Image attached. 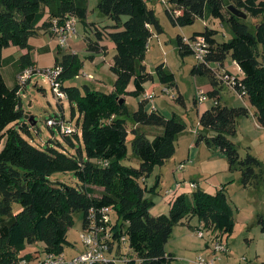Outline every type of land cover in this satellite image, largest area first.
Listing matches in <instances>:
<instances>
[{"label":"trees","instance_id":"1","mask_svg":"<svg viewBox=\"0 0 264 264\" xmlns=\"http://www.w3.org/2000/svg\"><path fill=\"white\" fill-rule=\"evenodd\" d=\"M88 2L0 0V145L3 143L0 147V264H19L23 258L33 260L45 253H64L66 246L73 245L67 234L74 223V213L83 212L84 226L93 206L113 207L116 254L126 249L120 242L121 233L127 235L129 248L135 252L127 264H170L172 253H168L165 246L174 227L192 217H197L213 238L227 241L234 232V221L226 186L214 195L196 187L191 195L180 194L173 199L168 213H150L155 202L147 194L156 192L160 182L158 180L150 187L147 178L157 166L164 165L175 155L177 138L186 130L187 124L177 113L167 117L157 109H147L150 102L145 96L147 83L157 77L165 86L176 85L175 74L164 63L156 67L155 74L148 71L145 64L150 38L155 32L164 31L148 0H99V10L114 23L105 27L90 23L95 37L86 38L87 51L88 58L93 60L95 54L108 52L103 41L109 39L114 44L116 53L110 67L115 75L112 91L105 92L88 83L81 87L65 83L80 74L84 61L77 52L64 51L59 45L55 65L63 67L60 74L62 88L68 94L72 116L79 114L77 121L81 127L80 131L70 135L63 134L73 146V137L80 142L77 152L55 146L41 147L23 135L22 132L30 133V128L28 124H22L26 114L20 94L22 87L19 84L11 87L6 82L2 72L3 50L11 45L27 49L28 52L20 57L22 71L34 67L31 54L34 46L30 44V38L42 30L52 34L53 21L57 19L62 23L68 14L76 15L88 24ZM167 2L166 13L175 26L195 24L199 18H204L209 8L211 15L227 22L231 28V38L224 41H219L216 38L218 30L208 25L191 35H202L209 44L208 63L197 61L191 72L208 78L213 86L208 95L214 103L216 101L200 115L202 129L198 142L204 140L208 146L220 150L228 159L230 170L239 168L244 188L257 187L264 181V176L258 172L262 163L249 151L243 157L235 137L238 120L251 113L250 107L258 124L264 127V0ZM229 4L261 20L251 27L245 18L228 9ZM175 10L180 13L175 15ZM125 16L127 18L123 20ZM177 44L181 56L193 55L181 34L177 36ZM228 59L235 61L243 71L242 77L236 75L242 84L237 90H245L243 98L250 107L227 106L219 101L223 82L209 62L226 69L224 64ZM130 83L134 90H128ZM128 95L144 96L133 112L127 105ZM176 100L184 103L181 95L176 96ZM130 121L135 125L132 148L140 159L138 167L123 162L128 157ZM136 124L162 127L163 132L150 137ZM204 130H210L211 134ZM57 172L74 173L77 185L53 180L52 175ZM96 187L102 188L99 196L95 194ZM16 204L20 205L17 209ZM260 222L264 231V218ZM39 242L43 244L42 250L38 248ZM30 246L35 250L23 253Z\"/></svg>","mask_w":264,"mask_h":264},{"label":"rangeland","instance_id":"2","mask_svg":"<svg viewBox=\"0 0 264 264\" xmlns=\"http://www.w3.org/2000/svg\"><path fill=\"white\" fill-rule=\"evenodd\" d=\"M99 0H89V12L87 17V23L79 21L77 24L78 40H83L87 37L94 38L95 34L90 28V23L97 24L99 27H105L111 25L114 21L103 14L98 8ZM150 6H152L163 26V33H156L150 38L148 43V51L146 54L145 64L148 68V71L155 74L156 67L159 64L164 63L165 67L168 68L175 74L177 86H171V94H175L177 97L182 94L184 96L185 104L177 101L168 93H163L162 87L163 84L158 81L156 77L154 81H151L146 85L147 89L150 92L156 94L154 100L157 103H162L167 106L171 113H177L180 118H182L187 124V131L184 132V138H181V145L186 144V139H191L196 135L194 129L201 130L199 119H198V109L199 105L195 103V98L198 99L197 94V83L199 79L206 78L201 75L192 74L191 70L193 66L197 63V60L193 55L181 56L178 50L177 36L186 34L190 35L193 31L203 30L206 25L213 27L218 30L216 38L219 41L228 40L232 36L231 28L228 23H223L221 19L215 18L210 14L209 8L206 9L204 18H199L195 24L191 26L179 27L172 24L169 19L166 8L167 5L160 0H150ZM226 15H228L226 13ZM127 17H123L125 20ZM245 22L251 27L254 26L255 22L261 19H257L253 16H248L244 19ZM57 41V40H56ZM53 41V38L49 35L41 34L40 36H32L31 42L34 45H46L47 43L52 49H56L58 43ZM58 42V41H57ZM75 52V51H73ZM81 59L85 62L82 69L81 76L72 78L67 81L68 85L83 86L88 80L84 72H92L94 76L96 75L99 79L97 84L101 87L98 88L105 92H110L114 88L115 75L111 71L110 67L113 63L114 55L116 53L115 48H109L108 52L97 53L96 64L92 63V60L88 58L89 52L86 50H79L77 52ZM43 55V59L54 58V54L46 53L44 51L35 50L34 56L37 58L38 55ZM227 61L230 62V59ZM53 64L52 66H54ZM48 66L38 67L46 68ZM51 67V66H49ZM233 74V73H232ZM9 84H12V81L9 77H6ZM32 80L24 88L20 90L22 97L23 107L26 111V114L29 113L30 117L22 119V124H28L30 128V133L22 132L23 135L32 141L34 144L47 147L55 146L60 149L65 148L71 152H77V147L80 146V142L76 140L75 146L67 141L63 132L59 129L58 126L50 127L47 125V119L50 117H60L62 118L63 114L65 116V125L70 126L73 129L80 131L81 127L78 125L79 114L72 116L71 104L68 99H64L61 103L52 89V84L50 79L44 73L37 72L32 76ZM95 81V80H94ZM104 81V86L101 84ZM91 82H89L90 84ZM92 86V83L90 84ZM151 86V87H150ZM132 87L133 84H132ZM225 95V93H224ZM127 105L130 112H133L138 106V99L134 96H126ZM209 103L210 98L205 100ZM200 103V101H199ZM202 103V102H201ZM32 117V119H31ZM133 122H129L128 128L130 134L128 136V157L123 160L127 165H132L138 167L140 164V159L134 154L132 148V140L134 135L132 134ZM141 126V125H140ZM142 131L145 130L150 132L162 133L163 128L157 127L161 130H153L150 126L142 125ZM147 132L150 137H153L154 134ZM184 140V141H182ZM240 152L243 157L246 156L249 151L251 154L256 155L257 147H260V143L255 145L248 144V139L239 143ZM241 144V145H240ZM3 146V143L0 147ZM251 147L253 150L251 151ZM2 148V147H1ZM208 151L206 148H203V151ZM260 157L258 159L262 163L261 167L258 169L264 176V152L259 151ZM173 166V165H172ZM159 167L157 166L148 178V183L151 185L154 183L156 173L158 172ZM53 180H60L67 182L70 185H77V178L72 172H57L52 175ZM174 177L173 173L168 174L166 178L162 181L160 189L156 192L148 193V197L153 199L155 202L150 209L151 215H158L161 213L169 212V202L171 196H174L173 192H170L169 189L172 188V183ZM226 186L227 192V201L231 208L234 221V232L227 237V243L229 245L230 253L229 255L223 258L224 264H264V231L263 225L260 222L261 218H264V181H261L257 187H248L244 188L240 182V170L239 168L230 170V176L221 187ZM220 187V188H221ZM219 188V189H220ZM102 188L96 187L95 194L99 196L101 194ZM19 204H16V209L19 207ZM83 212H76L73 215V225L70 227L67 239L74 245H68L65 247V254L70 256L75 253H80L83 249L81 233L83 231ZM202 227L201 222L197 217L189 218L184 223L177 224L174 227L173 233L166 244V250L168 253H172L173 259L170 261V264H197L196 261L200 255L208 254L207 243L211 242L214 237L211 232L206 231L205 237L198 236L197 229ZM204 228V227H203ZM38 248L43 249V244L38 243ZM129 248V246H128ZM81 249V250H80ZM135 252L133 249L129 248V257H134ZM222 263V264H223ZM118 264H125L124 262H119Z\"/></svg>","mask_w":264,"mask_h":264},{"label":"crops","instance_id":"3","mask_svg":"<svg viewBox=\"0 0 264 264\" xmlns=\"http://www.w3.org/2000/svg\"><path fill=\"white\" fill-rule=\"evenodd\" d=\"M148 1H150V0H148ZM46 11H48V10H46ZM47 15H48V13L46 14L45 17H47ZM196 31H200V30H196ZM192 33H190L189 36H191ZM41 34L51 36L53 38V41L57 40L56 37H54V35L51 34L49 31H43L42 30L36 36H40ZM31 38H30V44L34 46V49L31 51V54H32V57H33V60L35 63L34 68L39 70L41 68H38V67H43V66L49 67V66H52L53 64H55L56 63L57 50L60 49L59 42H57L58 40L56 41V43H58L56 46V49H52L48 43L46 45H43V46L34 45L33 42H31ZM103 42L105 45H107L108 49L114 48V44L109 39H106ZM63 47L64 48H62V49H64V51H67V52L68 51L79 52V50L86 51L87 50V42H86V39H85V41H83V40H78L77 37H73L69 40L67 45L63 46ZM35 50L44 51V52L50 53V54L55 53V55H54V58H52V60L51 59H43V55H41V54L38 55V57L36 58L34 56ZM27 52H28L27 49H23V48H20L18 46H14V45H11V46H9L3 50L2 72H3L4 78H5L6 82L8 83V85H10V84L7 81L6 77H9L11 79V81H12V84L10 85L11 87L18 84V76L22 72V69H23L21 66L20 57ZM96 60H97V57L94 56L92 63L96 64L95 63ZM224 66L227 70L231 71L235 76L236 75L239 77L243 76V71L241 70V68L239 67V65L235 61H233V60H230V62L226 61ZM84 73H87V72L85 71ZM87 74L92 75V78L88 79V80H91L89 82L92 83V87L97 88V89L100 88L101 86L97 84V81L99 80L97 78V76L96 75L94 76V74L92 72H89ZM31 80L33 82L32 78H31ZM30 81H29V83H30ZM89 82H86V83L89 84ZM65 83H67V82H65ZM101 84L104 86V81H102ZM132 84L133 83H130V85L128 86L129 91L134 90V87H132ZM176 86H177V83H176ZM164 87H165V84H163L162 89ZM212 90H213V86L211 85V83L207 77L199 79V82L197 83V91H198L197 94H199L200 91H204L208 94ZM146 91L150 92V90H148L147 87H146ZM224 93H225V95H224ZM180 95L183 96L182 94H180ZM155 96H156V94H155ZM155 96H154V98H155ZM208 97L210 98L209 95H208ZM218 97H219V101L222 105H227V106H243L244 105V106L250 107V104L243 97H240L233 89L225 86L224 84L221 86V90H220ZM142 98H144V96H141L137 99L140 100ZM154 98L151 99L150 102L148 103L147 109L151 110L155 107V109H157L159 112H161L162 114H164L167 117H171L172 114L175 113V112L171 113L167 106L163 105L162 103H157L154 100ZM183 101L185 104L184 96H183ZM210 101L211 102H209V103H207L205 101H201L202 103L201 102L199 103L198 99L195 98V103L197 104V106L198 105L200 106L198 109V119L200 118V115L204 111L208 110L209 108H211L215 104L213 98H210ZM250 108H251V113L247 116H242L238 120V133L236 134L235 140H236V138H238L240 141L239 143H241V142L248 139V144H250V145H252V144L255 145V142L258 144L260 143V145H262V146L257 147V149L259 151L264 152V127L261 126L260 124H258V122L256 121L255 117L252 114L253 109H252V107H250ZM63 116H64V114H63ZM29 117H30V115H29ZM31 119H32V117H31ZM136 127L138 129H140L141 131L143 129L142 125L140 126V125L136 124ZM150 128L153 130H156L157 127L156 126H150ZM161 129L157 128V130H161ZM186 131H187V129L184 132H186ZM194 131L196 132V135L193 136L191 139H186V144H184V145L183 144L181 145V138H184L183 137L184 132H182L178 136V138H177V149H176L175 155L170 160H168L164 165L159 166L158 172L156 173V176L154 179L153 184H155L158 180L160 182L159 187L157 189V191H158L162 185V181L166 178V176L168 174L173 173V177H174L173 180L174 181H172V183L170 184V185H172V188L169 189V191L173 192L174 196H171V198H170V202L168 204L169 210L171 208L172 200L175 199L178 195H180V194L191 195L193 193L194 188H192L190 186V183L194 182L197 185V188H201L205 192L214 195V194H216L218 189L222 186V184L225 183L230 176V165H229V162H228V159L226 158V156L220 150L215 149L211 146H208V144L204 140H201L198 142V135L200 134V130L196 131V129H194ZM145 132L147 133L150 131L145 130ZM204 132H206V134H208V135L211 134L210 130H204ZM150 133L157 134L158 132L156 133L154 131V132H150ZM182 141H184V140H182ZM236 142L238 143L237 140H236ZM203 148H206L208 151H205V149H204L203 154H202ZM252 150H253V148L251 147V151ZM258 150L255 154L258 157H260ZM180 164H184V166L182 168H179ZM148 180L149 179L147 178V184L151 187L153 184L150 185L148 183ZM207 245H208V243H207ZM33 248H35V247L30 246V247H28V249H25L23 251V253H30V252L35 250ZM229 253H230V249H229ZM222 263H223V261H222ZM233 264H237V263H233Z\"/></svg>","mask_w":264,"mask_h":264},{"label":"built area","instance_id":"4","mask_svg":"<svg viewBox=\"0 0 264 264\" xmlns=\"http://www.w3.org/2000/svg\"><path fill=\"white\" fill-rule=\"evenodd\" d=\"M169 7L167 0H160ZM175 15H178L180 11L175 10ZM79 18L76 15L68 14L65 20L60 23L55 19L51 25V32L56 37L59 45L66 46L69 40L73 37H77L78 28L77 24ZM182 40L191 49L194 58L198 62L208 63L207 54L209 52V44L204 36L198 35L196 37H191L186 34H182ZM209 65L216 70L218 77L222 80L223 84L231 89H233L240 97H243L245 90H237V86H241L237 77L228 72L226 69H220L219 64L215 62H209ZM44 73L50 79L52 84V89L55 93L56 98L61 101L68 99L67 92L62 88V81L60 79V74L63 71L62 65H54L51 67H46L42 69H35L33 66L25 68L18 76V84L24 88L32 76L37 72ZM87 79H91L92 75L84 73ZM81 76V73L77 77ZM244 88V87H243ZM163 93L170 94L173 98L176 97L175 94H171V87L165 86ZM149 100L153 99L155 94L153 92H147L145 95ZM208 94L204 91H200L198 94V101H205L208 99ZM216 103V101H215ZM155 109V107H154ZM65 117L62 118H49L47 119V125L53 127L58 126L60 130L67 135H70L77 131L70 126L65 125ZM184 164H180L179 168H182ZM192 188H196L197 185L192 182L190 183ZM116 219L114 216V209L111 206H100L91 207L86 216V222L83 226V231L81 233V240L83 249L80 253H75L67 256L64 253H45L44 255L30 260L23 258L19 261V264H99V263H115L124 262L127 264L128 261L132 260L129 257V243L128 237L125 233H121L120 242L124 244L120 254H116L117 249L115 235H116ZM206 229L199 227L197 232L198 236L205 237ZM124 232V231H123ZM120 233V232H119ZM117 248V247H116ZM229 254V245L226 240L222 238H212L208 245V254L200 255L196 261L197 264H222V260L225 256ZM137 259V258H136Z\"/></svg>","mask_w":264,"mask_h":264},{"label":"water","instance_id":"5","mask_svg":"<svg viewBox=\"0 0 264 264\" xmlns=\"http://www.w3.org/2000/svg\"><path fill=\"white\" fill-rule=\"evenodd\" d=\"M228 9H229L233 14H235V15H237V16H239V17L247 18V16H248V14H247L244 10H242V9H240V8H238V7H236L234 4H229V5H228ZM124 100H125V98L123 97V98L121 99V102L123 103ZM24 117H25L26 119H28V118H29V114H25Z\"/></svg>","mask_w":264,"mask_h":264}]
</instances>
